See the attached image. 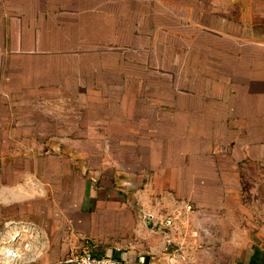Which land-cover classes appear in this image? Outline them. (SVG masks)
<instances>
[{"label":"crops","instance_id":"obj_1","mask_svg":"<svg viewBox=\"0 0 264 264\" xmlns=\"http://www.w3.org/2000/svg\"><path fill=\"white\" fill-rule=\"evenodd\" d=\"M214 4L0 0V98L96 90L101 78L110 87L116 79L99 77L101 58L103 74L123 83L136 77L141 88L138 75L160 78L153 85L164 97L158 91L140 105L154 125H166L151 135L167 140L172 157L152 169L176 175L165 185L177 199L151 195L130 222L123 202L95 199L113 212L104 229L84 231L95 255L126 264H264V34H243L212 14ZM50 248L27 264H56L69 246Z\"/></svg>","mask_w":264,"mask_h":264},{"label":"rangeland","instance_id":"obj_2","mask_svg":"<svg viewBox=\"0 0 264 264\" xmlns=\"http://www.w3.org/2000/svg\"><path fill=\"white\" fill-rule=\"evenodd\" d=\"M201 1L216 3L212 14L239 25L243 34H264V0ZM96 62L101 63L99 77L116 79V87H104L101 78L96 90L30 89L0 98V238L10 221L33 224L43 232V257L51 245L69 246L65 256L93 252L84 231L104 229L103 223L113 215L95 207V199L111 195L126 204L129 222L136 211L145 209L151 195L177 199L175 189L165 185L176 175L161 167L152 169L155 161L158 165L172 157L167 140L151 135L154 127L161 132L166 125H154L140 105L146 96L150 103L152 93L159 91L164 97L165 92L153 85L160 78L138 75L140 88L136 77L123 83L119 74H103V58ZM149 106L146 109L152 111Z\"/></svg>","mask_w":264,"mask_h":264},{"label":"built area","instance_id":"obj_3","mask_svg":"<svg viewBox=\"0 0 264 264\" xmlns=\"http://www.w3.org/2000/svg\"><path fill=\"white\" fill-rule=\"evenodd\" d=\"M43 232L35 225L27 222H8L5 224V233L0 238V259L2 257V248L7 246L11 248H19V250L27 254V260L23 262L27 264L40 257L44 250ZM24 244V249L20 245ZM56 264H126L115 257L98 256L91 251H83L81 253L72 252L69 255L59 259Z\"/></svg>","mask_w":264,"mask_h":264},{"label":"bare ground","instance_id":"obj_4","mask_svg":"<svg viewBox=\"0 0 264 264\" xmlns=\"http://www.w3.org/2000/svg\"><path fill=\"white\" fill-rule=\"evenodd\" d=\"M24 255L18 248L3 247L0 264H24L27 256Z\"/></svg>","mask_w":264,"mask_h":264}]
</instances>
